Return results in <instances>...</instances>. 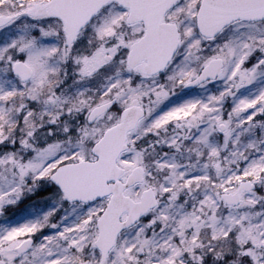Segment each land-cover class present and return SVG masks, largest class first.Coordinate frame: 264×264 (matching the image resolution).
Listing matches in <instances>:
<instances>
[{"label":"snow or ice","instance_id":"obj_1","mask_svg":"<svg viewBox=\"0 0 264 264\" xmlns=\"http://www.w3.org/2000/svg\"><path fill=\"white\" fill-rule=\"evenodd\" d=\"M0 264H264V0H0Z\"/></svg>","mask_w":264,"mask_h":264},{"label":"rangeland","instance_id":"obj_2","mask_svg":"<svg viewBox=\"0 0 264 264\" xmlns=\"http://www.w3.org/2000/svg\"><path fill=\"white\" fill-rule=\"evenodd\" d=\"M21 207H23V205H21Z\"/></svg>","mask_w":264,"mask_h":264}]
</instances>
